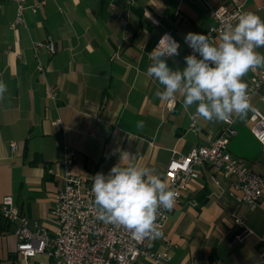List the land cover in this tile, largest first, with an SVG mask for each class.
<instances>
[{
	"label": "crops",
	"instance_id": "obj_1",
	"mask_svg": "<svg viewBox=\"0 0 264 264\" xmlns=\"http://www.w3.org/2000/svg\"><path fill=\"white\" fill-rule=\"evenodd\" d=\"M34 1L45 3L41 12L26 11L15 31L9 29L15 5L7 0L1 3L0 81L8 90L0 99V202L11 197L22 216L52 233L56 227L49 214L64 186L60 174L65 144L75 151L73 175L92 188L95 174H107L118 163L155 169L167 182L164 172L171 159L207 146L220 133L223 122L198 116L200 133H192L195 105L185 110L182 96L174 102L161 101L156 92L163 85L148 75L151 60L144 52H152L156 40L168 32L180 45L179 55L167 59L168 66L182 70L185 36L206 34L215 26L211 12L228 0H134L131 7L127 0L27 3ZM262 1L249 0L243 13L264 19V10L257 11ZM123 25L132 35L129 44L122 42ZM47 37L56 55L41 50L35 58L33 43ZM257 51L264 54V48ZM116 54L119 61L114 60ZM250 77L249 71L243 78L247 86ZM48 85L58 89L55 103L45 96ZM261 87L249 101L251 108L264 114ZM250 115L249 110L243 120L233 116L236 136L228 152L244 160L251 172L262 174L264 152L251 133ZM56 119L62 120L63 128L51 126ZM11 144L16 145L15 151ZM199 171V178L158 229L162 236L146 237L148 256L166 252L169 260L156 262L143 255L136 264H264V198L256 210L246 212L229 195L231 179L208 168ZM232 215L243 216L252 232L243 243L232 242ZM12 229L10 254H16ZM40 261L45 259L30 263Z\"/></svg>",
	"mask_w": 264,
	"mask_h": 264
},
{
	"label": "built area",
	"instance_id": "obj_2",
	"mask_svg": "<svg viewBox=\"0 0 264 264\" xmlns=\"http://www.w3.org/2000/svg\"><path fill=\"white\" fill-rule=\"evenodd\" d=\"M0 0V10L2 8ZM15 5L14 20L9 23V29H15L24 22V14L30 11L33 15L41 12L44 7L43 1L7 0ZM249 0H228L222 7L211 12L215 26L211 27L205 35L210 42H214L217 36L238 21L243 13V7ZM262 1V0H261ZM264 2V1H262ZM126 4L131 7L134 0H127ZM112 6V5H111ZM264 10V3L257 6V11ZM163 33L155 42L154 48L159 43ZM172 37V36H171ZM132 35L123 25L122 42L129 44ZM173 38V37H172ZM34 57L41 50H46L49 56L56 55V47L50 37L42 42L33 43ZM141 52L143 46H137ZM149 58V53L144 52ZM192 54V50L186 44L185 56ZM114 60H120L119 55ZM40 70L42 68H39ZM249 86L247 89L249 100L260 93L264 86V69L251 70ZM58 89L48 85L45 90L47 100L55 103ZM264 103V97H260ZM250 102V101H249ZM250 130L264 152V114L255 108H250ZM197 116L191 117L190 131L199 134L200 129L196 125ZM51 126L63 128L62 120L56 119ZM233 118L223 122V127L217 136L209 139L208 145L191 151L187 156L171 159L165 168L164 177L171 190L175 192V204L181 202L190 185L199 178V169L208 168L214 175H222L231 179L230 196L239 204L245 206L246 212L256 210L262 198H264V173L255 174L249 170L247 164L228 152L230 140L236 136ZM11 150H16V145H10ZM62 159L63 171L60 174L64 186L55 198V204L50 214L55 224V230L49 233L38 221H30L22 216L14 205L11 197H5L0 202L1 217L13 227V235L16 239L15 252L24 261L31 264L34 259L43 257L45 261L38 264H136L145 251L146 237L133 235L122 226L106 223L97 218V208L94 204V195L91 187L86 182L73 175L72 167L75 151L65 144ZM171 210L161 208L157 217V227L161 229L168 218ZM235 232L232 242L243 243L252 232L247 228L243 216H231ZM149 258L158 262L169 260V255H149ZM209 264H221L213 261Z\"/></svg>",
	"mask_w": 264,
	"mask_h": 264
},
{
	"label": "clouds",
	"instance_id": "obj_3",
	"mask_svg": "<svg viewBox=\"0 0 264 264\" xmlns=\"http://www.w3.org/2000/svg\"><path fill=\"white\" fill-rule=\"evenodd\" d=\"M219 43L205 34L188 33L184 42L192 54L184 57L186 67L173 70L167 59L179 55L180 45L169 34L161 37L150 52L149 76L161 85L156 95L161 101L183 98L185 110L195 105V115L209 122H227L236 116L243 120L251 108L244 77L264 68V19L252 13L239 15L235 25L222 32ZM0 81V99L7 92ZM92 193L97 218L119 225L151 239L159 238L156 221L161 208L171 210L176 195L155 169L135 165L113 166L107 174L93 177Z\"/></svg>",
	"mask_w": 264,
	"mask_h": 264
},
{
	"label": "trees",
	"instance_id": "obj_4",
	"mask_svg": "<svg viewBox=\"0 0 264 264\" xmlns=\"http://www.w3.org/2000/svg\"><path fill=\"white\" fill-rule=\"evenodd\" d=\"M10 228H11V225L8 222H6L1 217V214H0V236H4L6 234H9V232H10L9 229ZM16 259H17L16 254H9L7 256V259L6 260H3V259L0 258V264H15Z\"/></svg>",
	"mask_w": 264,
	"mask_h": 264
},
{
	"label": "rangeland",
	"instance_id": "obj_5",
	"mask_svg": "<svg viewBox=\"0 0 264 264\" xmlns=\"http://www.w3.org/2000/svg\"><path fill=\"white\" fill-rule=\"evenodd\" d=\"M9 236H11L10 233L4 236H0V258L3 260H6L7 256L12 253V251H14L13 247L11 248ZM15 264H19V261H16Z\"/></svg>",
	"mask_w": 264,
	"mask_h": 264
}]
</instances>
